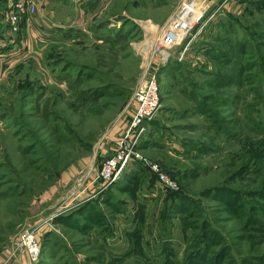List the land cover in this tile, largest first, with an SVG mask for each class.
<instances>
[{
  "label": "rangeland",
  "instance_id": "374dc122",
  "mask_svg": "<svg viewBox=\"0 0 264 264\" xmlns=\"http://www.w3.org/2000/svg\"><path fill=\"white\" fill-rule=\"evenodd\" d=\"M132 2L106 0L102 20L59 27L57 36L31 24L28 12L16 32L0 20V264L38 222L40 254L33 263L23 256L25 264H157L168 245L169 257L182 262L191 252L187 236L197 233L182 226L189 213L195 225L208 221L238 263L264 254V243L250 249L244 219L225 203L264 216V198L251 195L264 188V153L262 162L243 167L251 150L264 148V0L210 3L160 64L159 107L144 123L141 159L103 191L89 184L107 143L102 137L138 86L148 58L142 45L154 43L148 21L133 18ZM154 27L161 33L163 26ZM216 186L228 189L203 195ZM182 193L191 200L187 211Z\"/></svg>",
  "mask_w": 264,
  "mask_h": 264
},
{
  "label": "built area",
  "instance_id": "2783aa9c",
  "mask_svg": "<svg viewBox=\"0 0 264 264\" xmlns=\"http://www.w3.org/2000/svg\"><path fill=\"white\" fill-rule=\"evenodd\" d=\"M8 1V9L2 10L0 14L3 20L7 21L11 29L16 32L23 14L27 12L34 14L35 6L32 0ZM194 6L193 0H182L170 21L167 25L163 26L160 33L163 34L155 39L154 49L152 50L155 51L147 58V62L144 63L141 78L138 86L131 94L129 106L119 117L121 119L127 112H130V116L126 120L121 134L117 137H112L109 133L110 128L103 135V142L109 144L108 155L104 157L101 154H97V169L93 173L95 175L92 181L89 182V184H98L100 187L98 191H103L114 183L118 179L120 172L131 162L141 159L138 146L142 134L146 131L144 123L155 117L159 107L157 73L160 64H164L168 60L171 47L177 41L181 42L202 18V13L196 14L194 12ZM157 55H159L158 59H156ZM179 57L183 59L184 52L180 53ZM151 167L161 182L165 183L168 187H173L172 181L165 173L160 172L158 165H152ZM87 198H92V196L89 195ZM42 227L40 222L27 226L19 235L18 240L14 242L9 257L3 264H17L22 256L28 257L31 263L35 262L40 254V246L36 237Z\"/></svg>",
  "mask_w": 264,
  "mask_h": 264
},
{
  "label": "crops",
  "instance_id": "0c3cea01",
  "mask_svg": "<svg viewBox=\"0 0 264 264\" xmlns=\"http://www.w3.org/2000/svg\"><path fill=\"white\" fill-rule=\"evenodd\" d=\"M193 1L195 5L194 12H196V14H199L198 10L201 13L207 10V8L210 6V3L213 2V0H207V4H205V2L203 1ZM34 2L36 4V12L32 16H30L31 24L33 23L37 27L41 28L43 25H47L45 29L51 28L54 32H56L55 36H57V32L60 30L59 27L84 28L87 27V25L90 26L92 23H95L98 16H100L98 21L102 20V15H104L103 9L105 7L106 0H34ZM7 4V0H0V12L6 8ZM131 5V11L134 15V19L138 21H148L146 22V25L149 29H151V37L149 38H151L150 40H152V42L154 43L155 39L157 38L155 36H158L160 34V31L156 33L154 26H159L160 28H162V26L166 25L180 6L178 5L177 7H173L167 0H133ZM156 11H159V13L156 14ZM99 12L100 15H98ZM0 20H3L1 14ZM28 21L26 19V29L30 28V20ZM1 28L3 27H0V30H2ZM160 30L162 31V29ZM5 38L6 37L4 33L0 32V45L1 40H6ZM154 43L148 44V42H146L145 46L143 44L142 46L144 48H142L144 49V52L150 54L153 50L152 47H154ZM145 56L147 55L145 54ZM129 116L130 112H127L121 119L115 122V125L111 127V130L109 132L112 137H117L121 134L125 126V122ZM118 123L119 125H117ZM108 147L109 144L104 143L103 150H101V156L105 157L108 155ZM22 257L19 259L17 264H25V260L22 259Z\"/></svg>",
  "mask_w": 264,
  "mask_h": 264
},
{
  "label": "trees",
  "instance_id": "16d2710c",
  "mask_svg": "<svg viewBox=\"0 0 264 264\" xmlns=\"http://www.w3.org/2000/svg\"><path fill=\"white\" fill-rule=\"evenodd\" d=\"M245 36H247V32ZM250 43H253V40L250 39ZM247 45L249 44L243 42L242 47L239 48V51L241 52V50H243V52H246ZM262 45H264V43ZM263 150L264 148L262 147L256 151L251 150L250 157L248 158L246 164L243 165V167H247V171L250 165L252 166L255 163H260L263 161ZM227 189L228 188H224V186H216L206 189L203 192V195H218V193L222 191L225 192L227 191ZM229 192L234 197L238 198L239 196H241V194L236 190ZM169 195L172 197L174 196L173 194ZM251 195L264 198L263 186L262 190L257 191L256 193H251ZM89 199L87 201L90 202ZM178 200L181 204V209L183 211H187L189 205L191 204L189 196L182 193L179 195ZM225 203L227 204V207L230 208V210L228 211L235 214L238 218L244 219L240 223L242 224V229L248 233V236H244L243 238H246L248 240L250 249L254 247L257 248L259 245L264 243V216L258 213L255 215L247 214L246 211L242 209V207H234L233 202L230 201L229 198L225 200ZM191 217L192 216L190 213L186 214L183 218L184 220L182 224V226L184 224L189 226L191 225V228L197 231L196 234H192L189 237L187 236V239H192L188 240L187 242L186 250L188 251V253L189 251H191L189 255L187 253L188 256H186L185 259L182 260V262H175L174 259L169 257V255H172V249L168 245L169 249L168 247H164L162 252H168L169 255L165 256L167 258L164 261L157 264H240L234 259L233 256L230 255V246L226 244L224 238H222L216 230L211 229L207 220H203L201 225H195L188 221V219H190ZM202 241H205V246L203 249H199V245ZM241 262V264H264V254L247 255L241 258Z\"/></svg>",
  "mask_w": 264,
  "mask_h": 264
},
{
  "label": "bare ground",
  "instance_id": "6f19581e",
  "mask_svg": "<svg viewBox=\"0 0 264 264\" xmlns=\"http://www.w3.org/2000/svg\"><path fill=\"white\" fill-rule=\"evenodd\" d=\"M150 48H151V47H150ZM143 50H144V49H143ZM151 52H152V51H151ZM145 54L147 55L146 57L149 58V57L151 56L152 53L149 54V53H146V52H145Z\"/></svg>",
  "mask_w": 264,
  "mask_h": 264
}]
</instances>
